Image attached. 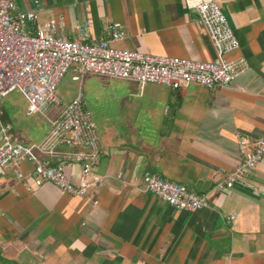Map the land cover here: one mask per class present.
<instances>
[{"label":"crops","instance_id":"1","mask_svg":"<svg viewBox=\"0 0 264 264\" xmlns=\"http://www.w3.org/2000/svg\"><path fill=\"white\" fill-rule=\"evenodd\" d=\"M38 1L17 3L37 11L38 25L62 16L70 35L80 24L96 38L119 22L126 36L112 42L114 47L201 60L216 56L186 0ZM216 2L240 42L229 57L244 59L247 67L236 85L210 90L191 83L175 89L94 74L73 80L71 74L80 87L67 84L73 97L60 96L64 103L85 84L94 89L92 77L106 81L105 90L95 94L100 102L92 103L106 108L113 122L102 127L104 153L93 170L105 176L104 184L74 197L52 183L25 186L14 169L0 168V264H264V159L242 184L223 185L240 159L239 139L254 143L264 134V0ZM1 103V121L14 141L31 145L46 137L52 107L29 115L18 92ZM82 167H67L73 182ZM19 168L28 173L33 165L23 160ZM148 169L185 183L209 205L178 210L143 193Z\"/></svg>","mask_w":264,"mask_h":264},{"label":"built area","instance_id":"2","mask_svg":"<svg viewBox=\"0 0 264 264\" xmlns=\"http://www.w3.org/2000/svg\"><path fill=\"white\" fill-rule=\"evenodd\" d=\"M17 1L0 0V103L18 92L27 102L29 115L45 114L46 107L53 108L52 115L46 117L48 134L31 145L14 141L0 118V168L14 169L18 182L25 186L52 183L62 194L82 197L104 184L105 176L93 172L104 152L83 94L64 103L57 93L68 72L73 80L94 74L133 81L140 86L155 83L178 89L198 83L215 90L235 86L236 78L247 69L244 59L229 57L239 49L240 42L216 0H186L188 8L198 14L216 51L211 60L114 47L112 42L126 36L119 22L107 25L96 38L80 24L70 35L65 31L62 16L38 25L37 11L22 9ZM60 146L72 150L62 151ZM238 146L240 159L226 177V188L242 184L246 173L264 159V134L254 143L240 138ZM23 160L32 163V171L24 173L19 168ZM73 163L83 166L76 183L66 172ZM141 191L178 210L195 212L209 205L206 196L191 191L185 183L169 180L150 169L142 174Z\"/></svg>","mask_w":264,"mask_h":264},{"label":"rangeland","instance_id":"3","mask_svg":"<svg viewBox=\"0 0 264 264\" xmlns=\"http://www.w3.org/2000/svg\"><path fill=\"white\" fill-rule=\"evenodd\" d=\"M71 74H72L71 72H68L65 75V77L63 78V82L61 83L60 87L57 90L58 95L61 96L63 99H70L71 97H73L72 96L73 94L71 93V91H72L71 87L72 86L66 87L67 84L73 85V87L76 90L78 89V87H80V82H73L72 81ZM98 77H100V76H98ZM98 77H92L91 78V80L96 78L95 81L91 82V87H93L94 89H92L90 91L86 90V84H85L81 91L85 95L86 103L88 105L87 107L89 108V110L92 113L93 119L96 123V128H97L98 134L101 138L102 137V131H101L102 127H111L113 122H111L110 118H108V116H107L108 111L106 110V108H101L100 106L92 107V103H94V100L96 102H100L99 97H97L95 94H98L100 91L105 90L104 84H106V81L103 79V77H100V78H98ZM115 84H117V82ZM46 109H47V107H46ZM1 111H3V110L1 109ZM52 113L53 112H51V114ZM104 113H106V115H104ZM33 117H35V116H32L31 118H33ZM103 125H105V126H103Z\"/></svg>","mask_w":264,"mask_h":264}]
</instances>
